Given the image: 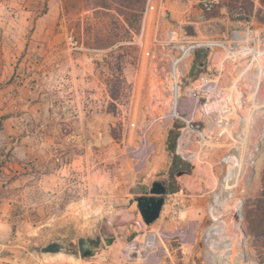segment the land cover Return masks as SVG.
<instances>
[{"label":"rangeland","instance_id":"obj_1","mask_svg":"<svg viewBox=\"0 0 264 264\" xmlns=\"http://www.w3.org/2000/svg\"><path fill=\"white\" fill-rule=\"evenodd\" d=\"M175 1L0 0V264H264V0ZM192 46L183 87L220 81L222 137L172 117L173 60ZM157 180L171 192L148 225L133 190ZM95 232L121 242L82 258ZM52 239L73 251L42 256Z\"/></svg>","mask_w":264,"mask_h":264},{"label":"built area","instance_id":"obj_2","mask_svg":"<svg viewBox=\"0 0 264 264\" xmlns=\"http://www.w3.org/2000/svg\"><path fill=\"white\" fill-rule=\"evenodd\" d=\"M170 0H148V12L154 11V10H168V3ZM202 3H204V6L207 10H210L212 8L211 2L208 0H202ZM178 32L175 30H171L168 32V43H175L177 41ZM219 43H210L206 44L207 46L212 45H218ZM195 46L188 47L183 50L182 53H180V56L175 58L173 60V70H172V76L173 79H175L173 84V97L174 102L177 101V96L180 98V104L179 107L176 109V112L172 117L174 118H182L187 120L188 124L191 126L192 122L196 119H198L202 114L204 117L208 120H211L212 122L218 121V128L215 133V135L222 137L226 133V115L230 111L231 103L224 101V90L221 88L220 81L214 77L211 73H206L201 75L199 79L196 80L194 83V86L188 87L184 90L183 83H182V77L186 75L187 73V66L185 64V59L188 53L191 51L192 48ZM150 53V52H148ZM208 82H214L216 84V88L220 91V93H216L214 91H210L205 89V84ZM197 103L196 109H192L191 105L188 104L186 106L182 105V102H195ZM185 115L188 118H185ZM191 128H193L191 126ZM191 142V137L188 136ZM184 141V142H183ZM189 142V145H190ZM179 143L183 145L184 149H187L189 145L186 144V138H183V140ZM187 146V147H186ZM178 154H180V151H177ZM148 241V239H147ZM134 242H137L133 240L129 244H127L124 247V253L129 258H134L135 255L139 253L141 245L139 242H137L139 245V248H135L131 253L126 252V248L133 244ZM147 245V242H145ZM145 245V247H146Z\"/></svg>","mask_w":264,"mask_h":264},{"label":"water","instance_id":"obj_3","mask_svg":"<svg viewBox=\"0 0 264 264\" xmlns=\"http://www.w3.org/2000/svg\"><path fill=\"white\" fill-rule=\"evenodd\" d=\"M167 191V186L160 180L154 181L152 185L144 184L133 190V192L137 194L136 201L138 202L139 210L148 225L154 223L161 216L166 202ZM241 218V210L240 208H237L231 220L230 226L239 228L242 232V237H245L246 232ZM79 248L80 256L82 258H95L94 249L91 246L89 235L85 233L80 235ZM30 250H38V247L33 245L30 247ZM72 251V245L61 239H52L47 245L40 248V253L44 257L51 254L69 253Z\"/></svg>","mask_w":264,"mask_h":264},{"label":"trees","instance_id":"obj_4","mask_svg":"<svg viewBox=\"0 0 264 264\" xmlns=\"http://www.w3.org/2000/svg\"><path fill=\"white\" fill-rule=\"evenodd\" d=\"M201 65L204 66L205 65V62L203 61V62H200V63L194 65V68L193 69L196 72V76L201 72ZM118 92H119V89L113 90V95H116ZM2 126H3V123H2V121H0V130L2 129ZM168 150L171 152L175 164H177L178 161H181L182 158L180 157L179 154L176 153L174 143L172 145H169L168 146ZM175 191H176V189L173 190V192H175ZM261 199H263V200H261V202L263 203V207H261V216H262V221H263L262 224H263V235H264V194H263V198H261ZM97 234L100 235V233H97ZM101 235H104L110 241V235H108L106 233L101 234ZM100 242H101L100 236H98V243H99V245H93V243L91 241V246L94 249V251L100 246ZM109 243H111V241Z\"/></svg>","mask_w":264,"mask_h":264},{"label":"crops","instance_id":"obj_5","mask_svg":"<svg viewBox=\"0 0 264 264\" xmlns=\"http://www.w3.org/2000/svg\"><path fill=\"white\" fill-rule=\"evenodd\" d=\"M177 5H178L177 1H175V0L170 1L169 8L176 9V6ZM176 15H177L178 18H180V15L178 14V12H176ZM259 52H261V50ZM170 192H171V189H169V191L167 192V194L170 193ZM138 210H139V205L137 204V211ZM137 211L135 210L133 214H136ZM111 232L112 233H115L112 230H111ZM98 236H100V239H101L100 246L98 248H101L104 245L111 244V243H109L112 240L111 237H113V242L116 241V240H118V241L121 242V239L118 236V234L116 235V237L110 236V241H109V239L107 237H105L104 235H101V233L99 235V234H97V232H95L94 234L89 235L90 242L92 241L93 245H99V243H98ZM123 236L126 237V234H123Z\"/></svg>","mask_w":264,"mask_h":264},{"label":"bare ground","instance_id":"obj_6","mask_svg":"<svg viewBox=\"0 0 264 264\" xmlns=\"http://www.w3.org/2000/svg\"><path fill=\"white\" fill-rule=\"evenodd\" d=\"M205 89H207V90H210V91H214V92H216L217 94L218 93H220V91L218 90V88H216V84L214 83V82H208V83H206L205 84ZM178 99H180V98H178V96H177V100ZM179 102H180V100H179ZM188 104H190L191 105V108L192 109H196V107H197V103H196V101L195 102H191V103H186V102H182V105L183 106H186V105H188ZM238 106L239 107H241L240 106V104H238ZM173 113H175V112H173ZM186 141H189L190 142V139L189 138H186ZM131 251V250H130Z\"/></svg>","mask_w":264,"mask_h":264},{"label":"flooded vegetation","instance_id":"obj_7","mask_svg":"<svg viewBox=\"0 0 264 264\" xmlns=\"http://www.w3.org/2000/svg\"><path fill=\"white\" fill-rule=\"evenodd\" d=\"M162 182L165 183V185L167 186V189H168V191H169V189H170V185H169L166 181H162ZM168 191H167V192H168ZM166 195H167V193H166Z\"/></svg>","mask_w":264,"mask_h":264}]
</instances>
